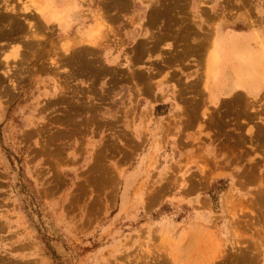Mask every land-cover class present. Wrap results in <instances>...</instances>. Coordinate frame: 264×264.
Segmentation results:
<instances>
[{
    "label": "rangeland",
    "instance_id": "rangeland-1",
    "mask_svg": "<svg viewBox=\"0 0 264 264\" xmlns=\"http://www.w3.org/2000/svg\"><path fill=\"white\" fill-rule=\"evenodd\" d=\"M63 1L0 0V264H264V93L202 87L249 0Z\"/></svg>",
    "mask_w": 264,
    "mask_h": 264
},
{
    "label": "crops",
    "instance_id": "crops-1",
    "mask_svg": "<svg viewBox=\"0 0 264 264\" xmlns=\"http://www.w3.org/2000/svg\"><path fill=\"white\" fill-rule=\"evenodd\" d=\"M58 1V0H57ZM56 2V0H54ZM64 4H71L73 5L74 0H64ZM219 4L224 6L225 3L234 2L233 0H216ZM249 4L252 6V9L247 10L246 7L238 6V4H233L237 10L235 15L232 16L231 19L228 21H224V19H220L215 22L213 26L212 33L216 37L219 43V48L223 52L222 55L225 57V66L224 69L226 71H230L231 76H233L234 72H239L247 69L246 65L248 64V59L246 56L243 58V55L251 53L252 56L256 59L261 56V53L264 50V0H249ZM79 6L76 5V8ZM72 9L73 15V23L76 17L79 15L82 18V12ZM96 14V13H95ZM221 39V40H220ZM221 46V47H220ZM242 56V59H240ZM261 56L260 58H262ZM259 60V59H258ZM257 61V59H256ZM258 86V90L255 94L250 93V91L243 90L240 93H244L251 99L260 98L264 93V80L260 81ZM263 84V85H262ZM223 90V88H222ZM239 89H233L230 92H226L223 90V94H220L221 97H229L233 95ZM160 106V105H156ZM155 107V109H156ZM199 140V139H198ZM200 146V145H199ZM189 151L186 152V154ZM186 154L181 153L180 151L177 153L176 160L182 159L180 163L183 172H190V171H199L198 167L194 164L195 160L189 161V157ZM189 155V154H187ZM206 156V154H204ZM205 170L202 168L201 173H204ZM211 174H217L221 172H225L222 170H217L213 168L211 170ZM225 179V177L214 176L211 184L215 181H221ZM196 200V196L189 197L188 201ZM187 248V247H186ZM177 250V247H174V256L177 254H181L184 249Z\"/></svg>",
    "mask_w": 264,
    "mask_h": 264
},
{
    "label": "bare ground",
    "instance_id": "bare-ground-1",
    "mask_svg": "<svg viewBox=\"0 0 264 264\" xmlns=\"http://www.w3.org/2000/svg\"><path fill=\"white\" fill-rule=\"evenodd\" d=\"M36 10H38L37 12L40 14L41 18H45L44 20H51L52 18H55V20H57L59 23L63 22V23L59 24L60 28H62V27L64 28L65 26H67V22L70 21L71 18L73 17L72 11L70 8L67 9L64 6L58 7L55 4L54 0H44V2H42L41 5L39 7H37ZM101 19H102V17L100 18V20ZM95 22H97V21H95ZM101 23H99V24L101 25ZM102 26L103 25H101V27ZM94 28L95 27H93L92 29H94ZM92 29L90 28L89 31H91ZM97 30H96V32L99 31V30L98 31ZM92 31H94V30H92ZM96 35H98V34H94V32L93 33L92 32L91 33L86 32V35L84 37L80 36L81 39H80L79 43H76V41L70 43V41L68 42V39H67L66 43L64 42V44H62V47H64L65 51H68V50H70V47L73 48L75 44H76L75 46H77V44L80 45V42L85 44L86 45L85 47H87V45L89 46V48L91 46L93 47L94 44L97 43L96 42ZM213 45H214L213 46V54H210L208 52L209 53L208 56L209 55L210 56L207 57L208 59L206 61V65L209 63L211 68L209 69V67H208L209 70L206 69L205 79H204V81H202V87L204 88L205 93L207 94L211 103L214 104L216 102V99L220 96V94L224 93L223 90L228 93L233 89H239V91H236V92L240 93L241 91L246 90V91H250V93H252V94H255L256 91L258 90V86H259L258 83L260 81L264 80V50H262L263 52L261 53V56H263V57L262 58H260L261 56L259 58L257 57L256 58L257 61L252 56L251 53L243 55V58L246 56V58L248 59V61H247L248 64L246 65L247 69L245 68V70L239 71V72L235 71L233 76H231L230 71L228 72V71H226V69H224V66L226 63L225 57H224V55H222L223 52L219 48V43H218V40L216 39V37L214 38V44ZM210 52H211V50H210ZM240 59H242V56H240ZM203 88H201V89H203ZM222 88H223V90H222ZM245 97H246V95H245ZM198 106H199V104H198ZM246 107H247V105H246ZM201 116L203 118L207 117L205 115V113H202V112H201ZM201 123L202 122L198 121V123H197V124H199L198 126H201L202 125ZM185 250H186L185 253L188 254V256L190 258H192L195 255L194 254L195 250H194L193 245L190 247H187ZM189 252L191 253V255H189ZM182 253H184V251Z\"/></svg>",
    "mask_w": 264,
    "mask_h": 264
},
{
    "label": "trees",
    "instance_id": "trees-1",
    "mask_svg": "<svg viewBox=\"0 0 264 264\" xmlns=\"http://www.w3.org/2000/svg\"><path fill=\"white\" fill-rule=\"evenodd\" d=\"M158 109H160V106H157V107H156V111H157Z\"/></svg>",
    "mask_w": 264,
    "mask_h": 264
}]
</instances>
